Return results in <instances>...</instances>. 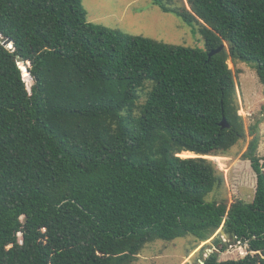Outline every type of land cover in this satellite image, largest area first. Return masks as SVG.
I'll return each instance as SVG.
<instances>
[{
    "label": "trees",
    "instance_id": "trees-1",
    "mask_svg": "<svg viewBox=\"0 0 264 264\" xmlns=\"http://www.w3.org/2000/svg\"><path fill=\"white\" fill-rule=\"evenodd\" d=\"M153 1L205 47L93 23L82 0H0V33L15 46L0 40V264H131L148 243L189 235L213 237L204 264H264L258 136L242 155L252 202L207 201L223 172L179 156L224 155L246 137L228 61L264 86V0ZM221 230L248 254L220 260Z\"/></svg>",
    "mask_w": 264,
    "mask_h": 264
},
{
    "label": "rangeland",
    "instance_id": "rangeland-1",
    "mask_svg": "<svg viewBox=\"0 0 264 264\" xmlns=\"http://www.w3.org/2000/svg\"><path fill=\"white\" fill-rule=\"evenodd\" d=\"M82 3L88 20L93 23L172 45L205 47L204 37L200 33L194 32L193 27L186 24L177 13L164 12L153 0H82ZM228 64L236 72L237 100L239 113L245 123L246 137L240 139L224 155H200L215 162L225 177L224 187L210 193L207 201H220L225 198L230 204L238 199L252 202L257 177L250 161L242 159V155L249 141L257 135L258 155L264 157V86L250 64L238 59L229 60ZM145 98L146 95L142 94L140 103L144 102ZM252 126L257 127L255 135L249 133ZM221 237L227 244V249L220 253V260L241 258L249 252V246L246 244L228 239L224 235ZM212 238L200 243L191 235L173 241L157 240L148 243L131 264H202V257L206 258L212 252L209 248L203 251L202 246L209 243L212 244L210 249L217 248L213 245ZM258 253L264 256L262 251Z\"/></svg>",
    "mask_w": 264,
    "mask_h": 264
},
{
    "label": "water",
    "instance_id": "water-1",
    "mask_svg": "<svg viewBox=\"0 0 264 264\" xmlns=\"http://www.w3.org/2000/svg\"><path fill=\"white\" fill-rule=\"evenodd\" d=\"M0 40H1V42L3 43V45L6 46L7 48H9V49H11V50L14 49L15 46H14L13 40H12L11 38H8V39L5 40V39L1 36V33H0ZM226 46H227L226 43H224L223 45H221V46L218 47L217 49L212 50V51L209 53V56H213V55H215V54L221 52ZM17 62H18V64H19V66L23 64V66L26 67V68H25L26 70H25V69L23 70L24 72L27 71V66H31V62H30V61L25 62V60H24L23 57H21V56L18 57ZM20 68L23 69L21 66H20ZM221 125H222V127H224V128H229V127H230V125L228 124V122H227V120H226L225 118H224L223 121L221 122ZM199 157H202V156L199 155ZM221 234L224 235V236H226L228 239H231V236H230L229 234H227L224 230H221ZM234 239H235V235H234ZM209 251H210V252H211V251L213 252V249H210V247H209ZM201 263L204 264L203 261H201Z\"/></svg>",
    "mask_w": 264,
    "mask_h": 264
},
{
    "label": "bare ground",
    "instance_id": "bare-ground-1",
    "mask_svg": "<svg viewBox=\"0 0 264 264\" xmlns=\"http://www.w3.org/2000/svg\"><path fill=\"white\" fill-rule=\"evenodd\" d=\"M181 157H184V156H188V157H192V156H197L199 154L197 153H194V152H191V151H183L179 154ZM209 156V155H208Z\"/></svg>",
    "mask_w": 264,
    "mask_h": 264
},
{
    "label": "built area",
    "instance_id": "built-area-1",
    "mask_svg": "<svg viewBox=\"0 0 264 264\" xmlns=\"http://www.w3.org/2000/svg\"><path fill=\"white\" fill-rule=\"evenodd\" d=\"M247 254H248V253H247ZM247 254H246V255H247Z\"/></svg>",
    "mask_w": 264,
    "mask_h": 264
}]
</instances>
